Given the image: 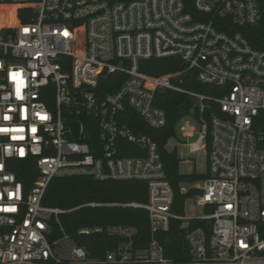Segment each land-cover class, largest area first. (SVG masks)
<instances>
[{"label": "built area", "instance_id": "built-area-1", "mask_svg": "<svg viewBox=\"0 0 264 264\" xmlns=\"http://www.w3.org/2000/svg\"><path fill=\"white\" fill-rule=\"evenodd\" d=\"M9 7L15 20L0 28V128L9 129L0 131V264H264V0H0V9ZM157 59L185 68L158 77L142 71V62ZM183 73L225 96L188 91L187 79L173 85ZM160 90L197 102L199 129L181 131L188 139L198 132L189 154L208 158L207 179L195 182L198 196L184 205L203 209L200 217L173 213L158 145L123 125L130 109L148 127L165 128L167 113L155 105ZM210 101L221 117L206 118ZM85 117L98 121L95 148ZM120 141L143 157L124 156ZM12 162L32 165L28 192ZM74 176L145 181L148 202L120 207L146 210L147 243L133 226L79 229L119 240L98 258L56 230L70 211L45 205L44 196L53 179ZM172 222L187 261L165 256L159 237Z\"/></svg>", "mask_w": 264, "mask_h": 264}, {"label": "trees", "instance_id": "trees-1", "mask_svg": "<svg viewBox=\"0 0 264 264\" xmlns=\"http://www.w3.org/2000/svg\"><path fill=\"white\" fill-rule=\"evenodd\" d=\"M184 65L179 60L157 59L141 63L144 73L158 77L175 73L177 70L184 69ZM189 75V74H188ZM182 86L188 91H195L207 98H222L226 91L213 85H204L196 80V75H189ZM113 88L108 92H114ZM155 105L167 113L168 122L165 128L154 130L134 111L127 109L124 112L123 125L133 130L137 135L145 134L158 145L161 162L164 164L166 178L168 179L174 196L172 211L176 214H184V205L187 199L194 196L196 191L187 193L181 192L183 184H195L204 181L206 175H182L180 172L181 161L178 150L168 149L169 141L177 137L176 124L183 116L189 114L191 101L180 93L171 91H158ZM209 109L206 118L212 116H222L217 104L207 102ZM84 124L89 139L87 143L95 148L99 141L98 121L92 119L79 118ZM124 156L143 157L144 153L138 146L132 145L127 141H120ZM100 155H98L99 157ZM12 171L16 174L19 182L24 184L26 192L34 185L36 177L32 165L26 162L10 163ZM44 204L52 208H60L67 212L61 215L60 228L67 233L78 246L85 248L92 257H103L106 252L116 247L118 239L107 237L106 235L94 234L93 236H83L78 233L81 228H93L110 226H133L140 234V240L145 244L149 240V215L144 209L120 207L125 204L144 205L148 202V185L145 181H109L102 182L89 176H74L72 178H57L51 181L44 196ZM95 206L90 207V205ZM160 243L165 249V256L175 262L187 261L189 259L188 248L185 246L182 231L176 222H172L170 231L163 233L159 237Z\"/></svg>", "mask_w": 264, "mask_h": 264}, {"label": "rangeland", "instance_id": "rangeland-1", "mask_svg": "<svg viewBox=\"0 0 264 264\" xmlns=\"http://www.w3.org/2000/svg\"><path fill=\"white\" fill-rule=\"evenodd\" d=\"M15 7H9L8 9L1 8L0 9V28L3 31L8 30V26L15 20ZM189 77L188 73H183L180 76L175 77L172 80L173 85L179 86L182 80H186ZM191 107L189 114L183 116L182 120L178 121L176 124V133L177 137L173 138L169 141L168 149L170 151L178 150L179 159L181 161L180 164V172L182 175H193L195 172L199 175H206L208 171V158L205 151L194 153L193 155L189 154L188 146L186 144L194 143L198 139V132L194 134V138L188 139L185 138L181 131V126L184 124H189L191 127H195L197 130L199 129L198 123L195 120L197 102L193 99L191 100ZM194 184H183L181 190L184 191H193ZM197 193L190 198V200L195 199L197 197ZM187 216L190 217H200L205 212L203 209L196 207L193 210L192 203L187 202L185 209L183 211Z\"/></svg>", "mask_w": 264, "mask_h": 264}, {"label": "water", "instance_id": "water-1", "mask_svg": "<svg viewBox=\"0 0 264 264\" xmlns=\"http://www.w3.org/2000/svg\"><path fill=\"white\" fill-rule=\"evenodd\" d=\"M68 126L75 131L74 136H75V138H77L78 135H79V129H78L79 128V124L76 123V122H73V123L68 124Z\"/></svg>", "mask_w": 264, "mask_h": 264}, {"label": "snow or ice", "instance_id": "snow-or-ice-1", "mask_svg": "<svg viewBox=\"0 0 264 264\" xmlns=\"http://www.w3.org/2000/svg\"><path fill=\"white\" fill-rule=\"evenodd\" d=\"M25 31H27V29H25ZM15 76H16V74H13V77L15 78ZM6 119L8 118V117H5ZM9 129H4V128H0V131H8ZM12 131H23V129H16V128H13V129H11ZM33 131H34V129H33ZM13 139H16V137H13ZM21 154H22V150H21Z\"/></svg>", "mask_w": 264, "mask_h": 264}, {"label": "clouds", "instance_id": "clouds-1", "mask_svg": "<svg viewBox=\"0 0 264 264\" xmlns=\"http://www.w3.org/2000/svg\"><path fill=\"white\" fill-rule=\"evenodd\" d=\"M18 79V78H17ZM21 87H23V81H19Z\"/></svg>", "mask_w": 264, "mask_h": 264}]
</instances>
